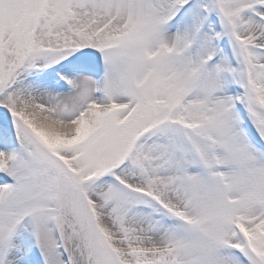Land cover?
Masks as SVG:
<instances>
[{
    "label": "snow or ice",
    "instance_id": "1",
    "mask_svg": "<svg viewBox=\"0 0 264 264\" xmlns=\"http://www.w3.org/2000/svg\"><path fill=\"white\" fill-rule=\"evenodd\" d=\"M0 264H264V0H0Z\"/></svg>",
    "mask_w": 264,
    "mask_h": 264
}]
</instances>
